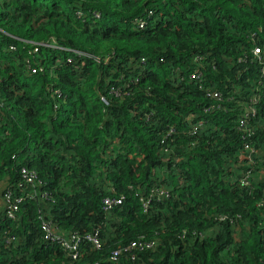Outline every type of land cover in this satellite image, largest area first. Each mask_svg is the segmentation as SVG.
<instances>
[{"label": "trees", "instance_id": "trees-1", "mask_svg": "<svg viewBox=\"0 0 264 264\" xmlns=\"http://www.w3.org/2000/svg\"><path fill=\"white\" fill-rule=\"evenodd\" d=\"M255 45L264 0H0V264H264Z\"/></svg>", "mask_w": 264, "mask_h": 264}, {"label": "built area", "instance_id": "built-area-1", "mask_svg": "<svg viewBox=\"0 0 264 264\" xmlns=\"http://www.w3.org/2000/svg\"><path fill=\"white\" fill-rule=\"evenodd\" d=\"M96 16L98 17L99 14H96ZM143 23L142 21L139 22V27H142ZM40 45H44V46H50L51 44L48 42L45 43H40ZM37 50V48L33 49V52H35ZM252 53L254 55V57L256 58V61L260 64V71L261 73H264V51L260 46L255 45L253 47ZM32 72H35L36 69L32 68L31 69ZM193 77L195 75H192ZM210 95L214 98L219 99L220 98V93L219 92H212L210 93ZM252 101H256V97L251 98ZM256 109L254 107V105L249 104L248 106H246L243 110L242 116L239 118V129L243 130L244 132H247V136H249L251 134V130L248 127V122L251 119V117L255 114ZM243 138H246V136L243 135ZM245 148H248L249 150L253 151L252 148H249V143L245 144ZM250 161H252L250 155L248 156ZM21 174L24 178V181L27 184H31L34 179H35V174L33 171L27 169V168H22L21 169ZM249 174H246L243 181L244 183H247L246 179L247 176ZM164 190L163 189H156L155 192L153 193V195H157V196H161L164 194ZM122 196L121 197H110V196H106L102 199V206L104 210H109L110 208H112L114 205L118 204L121 202L122 200ZM20 201V198H15L12 195V192L10 190H7L2 198V203L3 205H5V209H6V215L8 217H13L15 211H17L18 209V202ZM144 205H146V203H144ZM42 229L45 232V237L46 238H50V239H57L60 241V243L69 251V254H71L72 256H76L77 255V251H78V242H79V237L75 236V235H71L69 238L65 239L57 234H55L54 232V228L46 222L42 223ZM85 238L90 240L93 245L96 247L99 245V241L98 238L96 236V234H87L85 235ZM154 246V241H145V240H138V241H132L129 245V248H127L128 250H134V249H150ZM125 250V248L123 249H115L112 253L110 258L112 260H115L118 258L119 254ZM132 258H134V256L132 255Z\"/></svg>", "mask_w": 264, "mask_h": 264}, {"label": "rangeland", "instance_id": "rangeland-1", "mask_svg": "<svg viewBox=\"0 0 264 264\" xmlns=\"http://www.w3.org/2000/svg\"><path fill=\"white\" fill-rule=\"evenodd\" d=\"M2 188H3V185H0V191L2 190ZM1 201H2V199H1Z\"/></svg>", "mask_w": 264, "mask_h": 264}]
</instances>
